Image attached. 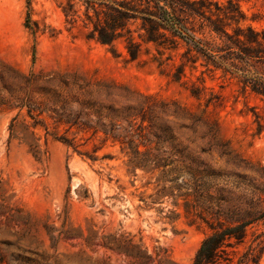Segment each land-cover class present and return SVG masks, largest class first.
<instances>
[{"label": "rangeland", "instance_id": "1", "mask_svg": "<svg viewBox=\"0 0 264 264\" xmlns=\"http://www.w3.org/2000/svg\"><path fill=\"white\" fill-rule=\"evenodd\" d=\"M238 2L246 15L244 23L262 28L264 0ZM83 12L79 0H30L29 7L26 0H0V63L36 77L27 89L20 78L4 77L0 90L7 94L9 86L20 96L27 91L35 103H53L56 108L61 106L56 100L60 94L70 100L68 112L80 114L88 111L80 103L87 98L120 107L124 88L175 99L205 112L236 152L264 167V99L248 86L243 88L241 70H207L199 63L192 69L186 64L180 80H173L183 47L158 54L152 45H143L138 57L130 60L122 40L110 47L88 37L92 25ZM238 65L250 76H264V62ZM195 86L200 88L198 98L190 93ZM107 91L115 94L106 97ZM17 113L15 131L22 136V122L30 121L25 109L0 107V264H126L123 255L106 249L110 236L130 238L151 252L166 249L170 264L192 263L209 227L183 215L174 221L166 218L175 208L171 199L151 203L147 196L153 192L154 176L140 170L131 173L117 143L102 140L101 133L78 131L76 151L52 135L45 142L38 127L36 158L19 137L9 138L8 126ZM40 117L46 118L50 131L62 135L61 126L53 128L45 113ZM94 150V161L78 153ZM213 158L224 167L217 153ZM244 172L257 176L251 169ZM253 232L264 233V221L250 228L238 250L247 248ZM261 246L258 264H264V243Z\"/></svg>", "mask_w": 264, "mask_h": 264}, {"label": "trees", "instance_id": "2", "mask_svg": "<svg viewBox=\"0 0 264 264\" xmlns=\"http://www.w3.org/2000/svg\"><path fill=\"white\" fill-rule=\"evenodd\" d=\"M79 1L92 25L88 37L110 47L122 40L130 60L138 57L143 45H152L158 54L183 47L173 80H180L186 64L192 69L199 63L207 70H241L243 88L248 86L264 99V76H250L238 65L264 62V26L257 28L244 23L246 15L238 0ZM26 2L29 7L30 0ZM68 5L72 8V4ZM69 11L70 8L63 10L65 15ZM26 21L29 23V15ZM4 77L20 78L25 89L36 80L33 74H24L1 62L0 80ZM5 88L7 94L2 92L3 88L0 90V107L25 109L30 119L22 122V136H17L19 113L14 115L8 126L9 138L19 137L34 157L38 158L40 153L41 136L35 132L38 127L44 131L45 142L52 135L76 151L78 131H90V136L101 133L102 140L118 144L131 173L135 175L140 170L154 176L153 192L147 197L151 203L171 199L175 208L169 210L166 218L174 221L183 215L209 227L210 232L201 240L191 264H258L264 243L260 236L264 233L253 232L251 243L243 251L236 246L245 243L254 224L264 221V167L254 166L236 152L221 135L217 122L205 112L193 111L175 99L124 88L126 98L120 107L111 101L87 98L80 103L88 111L71 113L67 108L70 100L60 94L56 100L61 106L56 108L53 103L43 106L35 103L27 91L20 96L15 88ZM190 93L198 98L200 88L195 86ZM114 94L107 91L105 96ZM43 113L52 120L53 128H63L62 135L49 130L46 118L40 117ZM69 133L71 136H67ZM95 151L78 153L94 161ZM214 153L224 160V167L213 161ZM249 169L257 176L250 177L244 172ZM140 200L145 202L142 196ZM105 244L109 247L106 249L123 255L126 264L171 263L166 249L151 252L132 243L130 238L110 236Z\"/></svg>", "mask_w": 264, "mask_h": 264}]
</instances>
